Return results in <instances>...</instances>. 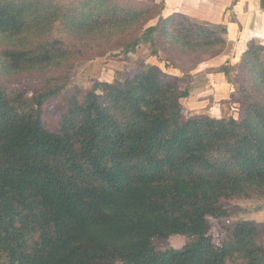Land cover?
I'll return each instance as SVG.
<instances>
[{
    "label": "trees",
    "instance_id": "obj_1",
    "mask_svg": "<svg viewBox=\"0 0 264 264\" xmlns=\"http://www.w3.org/2000/svg\"><path fill=\"white\" fill-rule=\"evenodd\" d=\"M261 6L264 8V0ZM165 0H0V264H264L253 219L237 196L264 197V43L252 38L223 66L239 115H185L184 78L139 61L67 99L51 129L44 103L66 69L91 56L151 54L182 70L224 52L227 25L162 13ZM58 30V33H56ZM174 234L182 247L159 248Z\"/></svg>",
    "mask_w": 264,
    "mask_h": 264
},
{
    "label": "rangeland",
    "instance_id": "obj_2",
    "mask_svg": "<svg viewBox=\"0 0 264 264\" xmlns=\"http://www.w3.org/2000/svg\"><path fill=\"white\" fill-rule=\"evenodd\" d=\"M57 34L58 30H56ZM152 47L146 42L140 44L136 52L131 53V58L127 61L124 58L123 53H107L102 56H91L88 52H83L72 61L66 69L67 74L69 75L68 80L66 81L65 88L63 92L56 96L48 99L43 105V115L46 121V124L51 129H56L60 120V116L64 109L67 107V99L77 93L79 88H91L94 85L95 80H110L112 81L115 76L120 75V73L127 72V69L130 70L137 65L139 61H148L152 60L156 63H159L166 71L169 73H176L175 75L179 76L183 73V88H188V81L192 79V75L188 70H183L178 67L167 63L161 55L151 54ZM178 68V69H177ZM35 76L28 75H19V74H2L0 71V79L3 82H9L17 85L31 84V81ZM232 83H234L232 81ZM190 86V84H189ZM211 95V93L209 94ZM205 102L204 107L209 111V106H219L220 111L211 110L210 113L222 114L224 116H238L239 115V94L234 96L233 99H227L222 97L221 94L218 96L214 95L209 97ZM237 101L238 104H235ZM183 102L186 106L185 115L203 113L201 109H193L188 104V99L183 98ZM226 102V104H223ZM238 107V109H236ZM224 204L228 207L231 212V215L222 219V221L216 222L213 224V234L217 239H220L221 236L224 238L227 231L223 228V225L229 223V221H235L238 219L246 218L255 220L261 228V233L259 235V242L264 244V197H243L237 196L234 198L226 199ZM187 241V237L183 234H174L170 237L164 239H158L155 241V244L159 248H166L169 246L173 247H182ZM231 264H241L240 259L235 261H230Z\"/></svg>",
    "mask_w": 264,
    "mask_h": 264
},
{
    "label": "crops",
    "instance_id": "obj_3",
    "mask_svg": "<svg viewBox=\"0 0 264 264\" xmlns=\"http://www.w3.org/2000/svg\"><path fill=\"white\" fill-rule=\"evenodd\" d=\"M173 12H182L199 20L223 22L227 25V46L224 52L203 61L187 72L192 75V79L187 83L190 91L187 96L190 105L188 107L213 115L211 110L218 112L221 109L219 106L210 105V110L207 111L204 104L210 101L209 97L221 94L222 97L233 99L238 95L236 85L232 83L233 71L228 75L223 66L236 64L250 39L256 38L264 43V8L260 0H165L162 13L168 15ZM131 53L133 52L128 55ZM181 71L185 72L182 69ZM235 104H238L237 101ZM214 116L221 117L222 114Z\"/></svg>",
    "mask_w": 264,
    "mask_h": 264
}]
</instances>
